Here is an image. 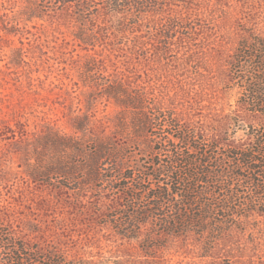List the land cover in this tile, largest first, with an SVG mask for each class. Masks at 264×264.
<instances>
[{
  "label": "rangeland",
  "instance_id": "374dc122",
  "mask_svg": "<svg viewBox=\"0 0 264 264\" xmlns=\"http://www.w3.org/2000/svg\"><path fill=\"white\" fill-rule=\"evenodd\" d=\"M141 1L0 0V226L69 262L264 264L258 211L183 236L109 221L141 194L119 169L185 149L165 115L224 145L264 126L229 78L239 40L264 36V0Z\"/></svg>",
  "mask_w": 264,
  "mask_h": 264
},
{
  "label": "trees",
  "instance_id": "16d2710c",
  "mask_svg": "<svg viewBox=\"0 0 264 264\" xmlns=\"http://www.w3.org/2000/svg\"><path fill=\"white\" fill-rule=\"evenodd\" d=\"M120 1L137 8L144 5L141 0ZM229 78L240 88L239 102L264 116L263 35L250 32L239 40L230 61ZM161 120L171 130L165 142H170L171 136L175 143H185V149L177 153L168 149L167 157L171 159L157 161L152 173L140 169L143 177L137 176L136 171H117L122 180L138 184L135 190L141 192L109 219L118 233L138 238L142 227L151 220V233L159 231L160 235L183 236L191 231L222 233L252 211L264 214V126L251 133L250 141L232 140L224 145L210 143L195 131L175 123L169 115ZM166 125L160 123L158 129L163 131ZM147 182L149 186L145 185ZM213 237L219 239L221 234ZM0 264L91 263L69 262L48 254L17 241L0 226Z\"/></svg>",
  "mask_w": 264,
  "mask_h": 264
}]
</instances>
